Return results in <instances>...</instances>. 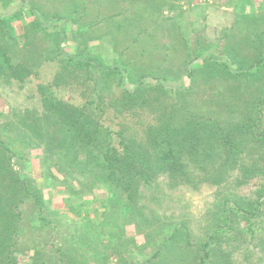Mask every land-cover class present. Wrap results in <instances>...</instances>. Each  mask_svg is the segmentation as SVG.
<instances>
[{"label": "rangeland", "instance_id": "374dc122", "mask_svg": "<svg viewBox=\"0 0 264 264\" xmlns=\"http://www.w3.org/2000/svg\"><path fill=\"white\" fill-rule=\"evenodd\" d=\"M25 3L48 19H69L70 53L78 51L99 60L90 73L78 67H68L63 73L64 61L52 60L58 52L53 37L47 34L54 36L61 25L46 32L30 23L25 32L22 22H17L23 36L14 49L23 50L20 57L26 56L29 71L10 84L0 77V139L11 138L12 149L24 152V159L13 156L11 166L14 173H24L25 181L44 183V173L51 175L45 183H54L52 187L45 184L42 214L55 222L33 229L39 209L32 200L22 204L26 233L17 251L33 259L31 247L36 246L41 258L29 263L27 256L21 257L20 264H145L141 250L151 247L144 257L152 255L158 242L166 240L174 228H179L174 238L146 264L200 263L204 254L201 242L208 240L219 221L212 206L217 194L230 191L252 203L264 202L263 148L253 141L242 145L235 170L221 184L204 179L206 169L195 160L192 149L178 148L180 168L189 179L178 170L157 172L142 185V194L129 208L112 203L107 189L100 190L82 171L87 167L85 153L76 160L70 156L67 165L65 158L49 156L46 145L58 135L53 126L40 138L30 137L22 147L17 140L23 130L20 115L25 108L39 112L43 103L37 87L49 86L60 98L84 107L104 131L112 132L111 147L117 159H122L118 140L132 138L149 145L153 140L146 131L174 109L180 118L204 115L234 137L239 132L243 135L255 115L256 102L264 98V0H11L6 10L0 6V13H13ZM54 22L58 20L51 24ZM120 26H125L118 30L123 33L114 34ZM3 37L0 30V43H5ZM199 56L228 58L235 65L261 63L252 77L233 73L210 76V66L196 61L190 64ZM144 76V93L127 98L125 89L134 88ZM158 79H166L167 87ZM262 108L264 127V102ZM252 164L259 168L254 171ZM260 211L254 236L238 220L229 234H217L208 247L211 258L207 263L264 264V205ZM102 222L108 225L103 227Z\"/></svg>", "mask_w": 264, "mask_h": 264}, {"label": "trees", "instance_id": "16d2710c", "mask_svg": "<svg viewBox=\"0 0 264 264\" xmlns=\"http://www.w3.org/2000/svg\"><path fill=\"white\" fill-rule=\"evenodd\" d=\"M10 3L11 0H0L1 9L6 10ZM27 18H30L31 22ZM27 20L29 23H27ZM54 20H58L57 23L54 22L55 25L51 24ZM17 22H22L25 32H27V27L30 23H33L38 30H46V32L52 27L57 28L61 25L54 32V36L50 33L47 34L53 37V44L58 52L52 60L64 61L61 70L63 73L68 67L85 68L89 72L90 67L99 60L97 58L89 59L88 56L78 51L70 53L67 34V29L71 23L69 19H48L42 16L35 6L25 3L13 13H0V30L5 35L3 37L5 43H0V77L5 78V82L8 84L16 79L25 78L26 73L29 71V68H27L29 62L26 56L20 57L23 50H19L18 53L14 49L15 44L20 43L18 38L23 36L20 35L21 29L17 27ZM119 29H125V26L114 29V34L117 31V35H121L123 32H119ZM15 54L19 58L14 56ZM193 62L197 65L205 64L207 67L210 66V76L233 73V75L246 78L255 76L252 72H255L256 65L261 63L259 60L255 63L241 61L238 65H235L232 59L209 60L201 56L193 59L190 64ZM109 72L107 73L110 76ZM114 72L116 73V71ZM122 73V81H124L127 76L124 71ZM188 75L192 76L191 71ZM58 78L60 79L61 77ZM146 78L144 76L139 79L134 88L127 87V84V89H125L126 96L129 95L127 98H139L141 96L142 86ZM158 80L162 86L167 87L166 79ZM169 88L173 89L174 87ZM37 91L40 94L43 108L39 112H35L32 108H25L22 111L20 121L24 131L19 132V137L17 138L21 143L20 145L25 147L30 137L36 136L40 138L43 135L42 133L49 131V127L53 126L58 135H54L46 145L49 156L65 158L64 164L67 165L71 157L76 160L85 153L87 167L85 168L86 170L82 169V171L92 177L93 183L96 181L100 190L104 191L107 189L108 198L112 200V203L114 201L119 202L125 204V207H132L131 202L135 200L138 194H142V185L150 182L151 177L157 172L172 174L178 170L181 177L189 179L184 170L180 168L176 155V149L178 148L186 151L192 149L191 151L195 152L193 153L195 160L206 169L204 179L213 184H221L231 176L232 171L236 168V159L241 152L240 147L242 145L253 141L264 150V127L261 126L262 102H264V98L256 102L255 115L251 122L246 124V130L243 135L239 132L234 137V134L226 132L227 129L222 127L218 121L204 115L196 116L192 113L187 118H180L178 117V110L174 109L168 114L167 119L162 120L156 126L149 127L146 131L147 138L153 140L149 145L132 138L122 137L118 140L117 150L122 155L120 156L122 159H117V153L115 152V155L113 147H111L113 143V139L111 140L112 132L104 131L105 127L98 121H94L84 107L73 105L60 98L49 86L39 85ZM163 91H167V89L164 88ZM97 107L100 108L101 105L98 104ZM41 130L43 131L40 133L36 132ZM27 131L32 132L29 135ZM239 137L240 141H238ZM11 143V138L0 139V264H20L21 257L24 258L26 256L28 262L31 263V261L41 258L36 246L31 247L33 259L29 255L17 251V245L20 244L22 237L26 233L21 207L22 204L32 200L37 206V210L39 209L38 218L32 222L33 229H41V227L50 224L54 225L53 219L47 218L42 214L46 204L45 184H48L47 186L49 187L54 182L45 183L52 178L51 175H46L45 173L42 176L44 183H37L33 179L27 182L22 177V171L21 173H14L11 166L13 156H20L22 159L25 157L24 152H19L20 148V150L18 149L19 151L12 149ZM76 163L77 161L73 162L74 166H76ZM252 166L254 171L259 168L253 164ZM260 169H263V167ZM80 180L82 181L81 177L78 178L79 182ZM67 201L69 202V200ZM262 205H264V202L257 201L252 203L230 191L217 194V199L212 203V206L218 212L219 221L209 234L208 240L201 242L204 254L198 264H208L207 260L211 258L208 249L209 245L217 234H229L231 229L235 228L234 224L237 220L245 232L254 236L257 231L255 219L261 214ZM113 221L114 218L111 219V222ZM101 225L106 227L108 223L106 225V223L102 222ZM178 230L179 228H174V231L172 230L166 240L158 242L156 251L152 255L147 256V258L144 257V254L151 252V247L142 249L143 262L148 263L159 256L163 247L170 238H174ZM185 232L186 237L190 239L189 231L186 230ZM28 253L30 254V252Z\"/></svg>", "mask_w": 264, "mask_h": 264}]
</instances>
